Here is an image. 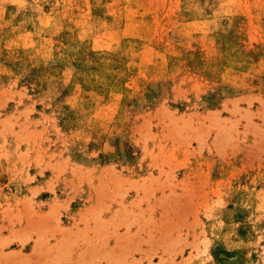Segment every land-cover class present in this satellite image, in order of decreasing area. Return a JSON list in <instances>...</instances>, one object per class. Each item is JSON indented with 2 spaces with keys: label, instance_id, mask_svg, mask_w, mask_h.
Segmentation results:
<instances>
[{
  "label": "rangeland",
  "instance_id": "1",
  "mask_svg": "<svg viewBox=\"0 0 264 264\" xmlns=\"http://www.w3.org/2000/svg\"><path fill=\"white\" fill-rule=\"evenodd\" d=\"M0 264H264V0H0Z\"/></svg>",
  "mask_w": 264,
  "mask_h": 264
}]
</instances>
